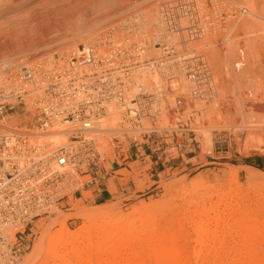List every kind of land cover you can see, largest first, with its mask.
Wrapping results in <instances>:
<instances>
[{
  "label": "rangeland",
  "instance_id": "1",
  "mask_svg": "<svg viewBox=\"0 0 264 264\" xmlns=\"http://www.w3.org/2000/svg\"><path fill=\"white\" fill-rule=\"evenodd\" d=\"M44 1L27 0L17 11L0 16V62L24 55L25 60L51 54L63 57L62 50L73 45L80 48L124 11L138 8L149 15L164 2L174 6L181 0ZM189 1L197 5L195 0ZM202 1V7L209 9L213 4L212 0ZM216 1L225 9L245 6L264 16V0ZM29 7L32 9L27 11ZM12 15L16 18L6 22ZM240 19L247 18L244 15ZM245 20L236 27L230 26V21L226 26L227 41L232 42L226 44L231 48L228 59L223 54L225 32L194 37L192 47L187 46L189 42L178 44L180 51L192 49L206 54L217 90L211 100L194 99L189 95V83L182 79L162 89V109L154 124L159 128L163 153L136 157L128 136L146 142L137 132L128 136L122 130L94 134L104 158L102 184H108L112 198L98 203L93 194L84 193L71 208L41 216L34 222L28 249L18 264H40L47 250L48 233L61 223L77 231L88 224L75 214L98 208H113L122 215L133 213L127 219L137 220L132 218L134 227L153 226L156 233L147 231L136 237L142 242L138 249L141 259L150 255L147 248L152 241L148 244L145 240L157 234L158 246L179 253L183 264H264V184L249 181L242 170L254 167L264 171V22L255 20L251 29L248 24L242 25ZM185 22L182 26L187 25ZM237 63L240 66H235ZM231 72H241L237 83L229 77ZM118 121L115 127L120 129ZM144 123L151 127L148 118ZM32 124L33 115L25 113L22 105L0 114L2 131H28ZM237 169H241L239 174ZM222 197L225 200L218 202ZM200 209L204 214L199 213ZM197 228L204 232L200 243L195 241ZM136 239L126 242L135 246L140 243ZM102 241L105 239L92 244L80 242L78 245L88 246L93 257L82 254L73 264H99L105 256L98 248ZM38 244L41 248L28 263Z\"/></svg>",
  "mask_w": 264,
  "mask_h": 264
},
{
  "label": "built area",
  "instance_id": "2",
  "mask_svg": "<svg viewBox=\"0 0 264 264\" xmlns=\"http://www.w3.org/2000/svg\"><path fill=\"white\" fill-rule=\"evenodd\" d=\"M191 4L195 2L181 0L172 7L166 6V2L158 6L165 20L170 17V22L156 26L165 35L163 56L145 54L142 42H146L134 28H129L120 39L109 27L105 37L88 46L82 44L63 57L39 55L29 60L2 62L0 114L22 105L25 113L33 115L34 124L28 131L0 129V264L19 263L28 249L34 222L41 216L50 214L52 208H71L84 193L92 194L101 188L104 158L94 135V120L105 113L111 100L116 99L122 106L121 126L126 136L137 132L153 146L151 153L158 154L165 150L159 128L154 124L162 109L163 88L185 79L191 98L216 97L206 54L179 51L177 45L203 35L205 29L212 27L215 15L222 21L230 14L225 10L232 8L225 9L220 4L215 9L210 4V9L205 8L209 17L194 10ZM183 21L186 26H182ZM59 59H69V66L61 68L55 64ZM91 59L95 61L93 66L88 65ZM164 59L171 62L161 66ZM173 59L176 60L172 63ZM152 62L156 67L151 68L150 74L156 72L159 80L150 79L149 86L140 82L137 92L130 91L135 85L134 69ZM34 91L37 97L29 107L24 95ZM145 118L151 120V127L145 125ZM56 123H68L62 130L67 142L39 143L37 140L46 137L47 130ZM128 137L135 156H142L145 143L136 136Z\"/></svg>",
  "mask_w": 264,
  "mask_h": 264
},
{
  "label": "bare ground",
  "instance_id": "3",
  "mask_svg": "<svg viewBox=\"0 0 264 264\" xmlns=\"http://www.w3.org/2000/svg\"><path fill=\"white\" fill-rule=\"evenodd\" d=\"M45 1L48 2V1H52V0H45ZM195 1H196L197 5L192 6V7H194L193 9L194 10H201L210 17V14L205 10V8H208V6L202 7V5L204 4V1H202V0H195ZM26 2H27V0H0V16H2L3 14H6V13L17 11L20 7H23ZM212 3L215 6V9H217L219 7V4L217 3L216 0H212ZM255 3L256 2H254V4ZM252 4H253V2H252ZM262 4H264V3H262ZM166 6L172 7L171 5H166ZM261 8L264 9V5H262ZM31 9H32V7H29V9H27V11L31 10ZM158 9H159V7L156 8L154 11H152L149 15L147 13H145L142 9H138V8H132V9H129L127 11H124L120 16H118L113 21L106 24L100 32H98L95 36H93L92 38H90L89 40H87L83 44L88 46L89 44H91L92 42L97 40V38L105 37V35L107 33V29L109 27L114 28V35H117L118 38H120V39L122 38V36L124 34H126V35L128 34L129 28H134V31L138 32V36L143 41L146 42V44L144 42H142L144 44V46L146 47V49L144 51L145 54L147 53L149 56L150 55L163 56L165 53L163 52L164 50L162 48V45H163L162 41L165 39V35L160 34L157 31L156 26L161 25V23L165 24L167 22H170L169 21L170 17L168 16L167 20H165V18L162 17L160 15V13L158 12ZM230 11H231V13L228 15L229 16L228 20L226 18L222 21H219L220 18L218 17V15H215L213 21L211 20V24H213L212 27H210V28L208 27L209 29L208 28L205 29L203 32V35L208 34L207 36H210L211 34L217 32V31L218 32L221 31V32L226 33V26H228V22L230 21L229 22L230 26L232 24V26L236 27L239 24V22L241 21L240 18H242V16H244V15L247 18L246 20L244 19L245 22L243 24L241 23L244 26L245 25L247 26V24H248V27L253 28V27H255L254 26L255 20H257V22H259V20L264 22V16L260 15L261 12H259V14H257L256 12L251 11V9H249L248 7H245V6H244V9L243 8L241 9L238 7L236 9H230ZM262 13H264V12H262ZM15 16L16 15H12L9 19H7L6 22L12 21L13 19L16 18ZM248 16L251 19H249ZM239 19H240V21H238ZM252 19H253V22H252ZM231 20H233V21H231ZM223 21H224V23H223ZM243 21H241V22H243ZM227 29H229V28H227ZM231 30H233V29H231ZM226 34H224V35H226ZM203 35H201V36H203ZM195 37H199V36H195ZM228 37L229 36L227 34V36L223 37V40L221 39L223 42V45L225 44V46H226V44L227 45L232 44V42L229 43L227 41ZM230 41H232V40H230ZM179 45H181V44H179ZM194 45H195L194 42L191 41V43L189 42V44L187 46L192 47ZM179 47L180 46L177 45V48H179ZM230 49L231 48H229V46H226L225 49L223 50V54L227 59H228V57H230V51H231ZM70 50L71 51L77 50L76 46L73 45L72 47L67 48L66 51L62 50V53H64L63 55H68V52ZM191 50H188V52H191ZM92 56L93 55L91 54L90 57H92ZM107 56H109V55H107ZM16 57L21 59L22 61L26 59L25 55L24 56H16ZM164 58H167V57H164ZM14 59H16V58H14ZM6 60H9V59L2 60L0 62V65L2 64V62L6 61ZM175 60L176 59H173L172 63ZM91 61H92V59H91ZM68 62H69V59L67 61H65L63 59H59L57 62H55V64H57L58 66L63 68V67L69 66ZM170 62L171 61H165V59H164V61L161 62L160 64H161V66H166ZM79 64H81V63H79ZM94 64H95V61L93 60L88 65L93 66ZM235 66H237V67L240 66V63H237ZM153 67H156L154 62H152L151 65L145 64L143 66H140L139 68L134 69V71L132 72L133 73L132 76L134 77L133 84H135V85L130 91L137 92L140 82H144V84L146 86H149L150 85L149 84L150 79L159 80L156 72H154L153 74H150L151 73L150 71H153L151 69ZM154 70L156 71L155 68H154ZM241 72H240V74H241ZM238 74H234L231 72V75L229 76V74H228V76L231 77L237 83L239 76H241L240 74L239 75ZM145 75H147V77H145ZM256 78H258V77L256 76ZM182 80L185 81V79H182ZM259 83H260V81H259ZM257 87H258V85H257ZM147 89L149 90V88H147ZM36 92L35 91L29 92L28 94L24 95L25 101L29 105V107L32 106L33 100L37 97ZM130 106L131 107L135 106V104H131ZM121 107H122L121 105L117 104L116 99H113L108 103L106 110H105V113L102 115L103 119L101 117L100 119L94 120V129L93 130H94L95 134L96 133L98 134V131L102 132V133H105L107 131V133H108V131L120 132L122 129H124L121 126V121H122V119H121L122 108ZM117 119L119 120L118 122H119L120 129H117L115 127V124L117 123ZM66 124H68V123H63V124L62 123H56L53 127H51L50 129L47 130L46 137L39 138L37 141H40L39 143H41V144H48V145H50V144L57 145V144H62V143L67 142L68 137L62 133V130L64 129V126ZM258 126H260V125H258ZM11 130H16V129L13 128ZM248 168H250V169H242L244 176L247 177L249 179V181H251L253 183L264 184V171H261L259 169L254 168V167H248ZM240 170L241 169H237L236 174H239ZM225 198L226 197H222V198L218 199V202L225 200ZM53 210H59V209L52 208V211ZM204 212H205L204 209L199 210V213L201 215L204 214ZM132 214L133 213H130L127 215H122V214H119L113 208H98V209L93 210V211L89 210V211H82V212L76 213L75 215L83 217L87 221L88 225L83 226L82 228L78 229L77 231H71L68 227H66V225L64 223H61L59 228H57L52 233L51 232L48 233L49 235L48 236L46 235V239H45L47 241V250L45 252L44 257L42 259L40 258L41 259L40 264H73L75 258L81 256L82 254H89L88 253V246L87 247L81 246V245L79 246L78 244H81L80 242H83V243L87 242L88 244H92L93 242H96L98 239H101V238H104L105 241H102L103 243L98 248L102 249L105 252V256L103 255L104 256L103 258L101 256L102 259L100 258L101 262L99 260V264H183L182 257L179 253L168 252V249H166L164 246H161V247L158 246V244L156 242L159 240V237L156 236L157 234H155L156 233L155 229L154 228L152 229L153 226H150L151 227L150 228V227H144L142 224H139L138 226L134 227L133 226L135 224L134 220H136V219H134L133 217L132 218L134 220L132 218L127 219V217L129 215H132ZM138 218H139V216H138ZM139 221H140V219H139ZM135 222L137 223V220ZM197 223L199 225V222H197ZM150 224H152V223H150ZM147 231L150 233H152L154 231L155 235H153V238H152L151 237L152 234H150V237L152 239L150 237H148V238L146 237L149 240L148 242H147V240H145L146 243L149 244V242L152 241V244L150 243V245H148L147 250H148V253L150 255H148V258L144 260V259L139 258V251H140L139 247L142 245V242H140L141 240H137L138 239L137 236L140 235L141 233H146ZM202 235H204V232L201 231L199 228H197L196 229V236L197 237H196L195 241L200 243L202 241V239H200V236H202ZM136 237H137V239H136ZM134 238L137 241H139L140 243H138L137 245L135 244V246H131V245H129L130 241L126 242L127 240L132 241V240H134ZM40 246H42V245L38 244L34 247L33 255L31 257H29L28 263H30L31 260L34 258V256L37 254V252L41 248ZM96 247H97V245H96ZM98 248H97V250H99ZM138 249H139V251H138ZM103 251L102 252L98 251V252L104 253ZM96 252H95V255H97ZM90 254L88 256V257H90L89 259H91V256L93 255L92 254L90 256ZM195 256L197 257L198 254H195ZM151 259H152V261L154 259V261L152 263H151ZM90 261H92V260H90Z\"/></svg>",
  "mask_w": 264,
  "mask_h": 264
},
{
  "label": "crops",
  "instance_id": "4",
  "mask_svg": "<svg viewBox=\"0 0 264 264\" xmlns=\"http://www.w3.org/2000/svg\"><path fill=\"white\" fill-rule=\"evenodd\" d=\"M146 142H144L145 144L142 146L143 150L141 151V154L144 155H148L151 153V148L153 147L152 145L149 144V142L145 139ZM163 153V151L161 152ZM103 183V180H101ZM92 194L94 195V198L97 200L98 203L101 202H105L108 199H111L112 196H110V191L108 188V184H106L105 187H103V184L101 185V188H99V190L97 191H92Z\"/></svg>",
  "mask_w": 264,
  "mask_h": 264
}]
</instances>
